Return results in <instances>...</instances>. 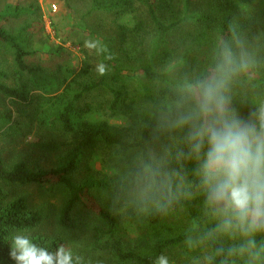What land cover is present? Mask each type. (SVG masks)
I'll list each match as a JSON object with an SVG mask.
<instances>
[{
    "label": "trees",
    "instance_id": "trees-1",
    "mask_svg": "<svg viewBox=\"0 0 264 264\" xmlns=\"http://www.w3.org/2000/svg\"><path fill=\"white\" fill-rule=\"evenodd\" d=\"M180 1H95L94 10L115 11L117 18L134 14L136 6L141 5L148 11L155 35L148 38L151 37L149 27L139 18L132 27L117 23L116 36L101 45V63L108 66L106 75L94 74L87 63L79 71L67 68L68 77L73 79L66 83L60 95L55 92L59 88L57 81L43 77L27 63L31 55L27 34L33 30L32 26L28 24L17 30L6 27L10 21L33 12L12 5L0 10V52L12 56L17 77L12 86L7 83L12 75L0 69V95L21 106V115L32 124L62 131L73 139L67 146L56 140L37 144L45 153L57 154L58 162L49 170H33L24 162L7 168L0 156V264H16L10 256L14 234H44L41 230L47 220L44 212L31 207L27 199L10 198L1 188L3 184L62 190L65 201L56 217L55 237L32 240L50 253L61 246L65 248L67 241L86 236L81 222L89 215H84L80 208L87 209L95 200L99 204L96 216L109 229H95L101 238L95 242L98 247L94 250L108 249L115 264H153L159 255H166L168 250L195 239L204 241L208 247L209 264H235L236 261L246 264L215 237L217 225L205 216L211 205L198 175V161L194 157L192 161L186 160L190 154L188 129L173 127L195 105L177 90L167 88L155 93L146 85L141 90V85L173 83L189 87L206 81L217 75L226 53L232 51L225 43L245 40L250 52L242 63L246 77L257 74L255 82L264 90V0H205L201 12L191 15L185 11L193 0H186L183 18L179 17ZM248 9L249 18L245 16ZM187 23L190 29L183 30L181 25ZM146 49L152 53L143 61ZM176 59L174 68L179 71L172 74L166 68ZM157 65L166 70L158 69ZM195 70H198L196 76ZM242 76L235 71L230 78L236 80ZM81 78L87 79V83L70 100L72 87ZM136 83L138 89L133 90ZM98 91L111 96L108 116L127 120L126 127L97 120L91 106L77 107L76 103L84 95ZM253 97L261 102L260 106L253 107ZM253 97L244 98L240 104L230 100V107L236 112L250 113L264 106V93ZM11 119L10 115H0V132ZM11 134H14L12 127L6 135ZM103 148L114 150L113 174L76 183L75 174L86 153H97ZM152 149L161 151L167 159L158 162L151 154ZM179 180L186 188L178 184ZM120 210L140 233L132 249H126L124 241L113 235L110 240L101 241L107 233L115 234L119 228ZM183 219L187 223L186 232L181 231ZM263 233L264 230L251 234L256 264H264ZM73 264L94 263L73 257Z\"/></svg>",
    "mask_w": 264,
    "mask_h": 264
},
{
    "label": "rangeland",
    "instance_id": "rangeland-1",
    "mask_svg": "<svg viewBox=\"0 0 264 264\" xmlns=\"http://www.w3.org/2000/svg\"><path fill=\"white\" fill-rule=\"evenodd\" d=\"M95 1L104 2L105 0H2L1 2L0 10H3L7 5H12L26 9L28 12H33V15L27 14L19 20L10 21L6 24V27L17 30L28 24L32 26L33 30L27 34L30 42L28 48L31 54L27 58V63L33 68L38 69L43 77H48L50 81H57L56 83L59 87L55 91L57 95L63 93L66 89V83L73 79L72 77H68L67 68H76L79 71L87 63L92 68L94 74H97L95 69L101 63V45L105 40H110L116 36L117 23L132 27L138 20L135 21V19L139 18L149 27L148 31L151 37L148 38L152 39L155 35V28L152 25L148 11L141 5L138 4L136 6L137 11L134 14L117 18L115 11L94 10L93 3ZM185 1L181 0L179 4L180 18H183L184 15L185 10L183 6ZM204 1L193 0L185 12L188 15L201 12ZM54 6L57 8L56 13L53 12ZM250 14L248 9L245 12V16L249 18ZM169 18L171 19V16ZM181 26L183 30L184 28L189 30L191 27L189 23ZM180 35L177 34L178 37ZM174 38L175 36L172 39ZM85 41L99 42V50L85 48ZM247 42L245 40H236L232 43H225L232 49L229 53L231 58L233 61L234 59L236 60L233 67L237 69V73L244 75V77H238L236 80L229 78L228 83L227 94L230 100H235L239 104L248 96L253 97L255 94L262 95L264 93L263 88L255 82L258 78L257 74L246 77V72L244 71L245 66L242 63L245 62L246 57L250 53ZM245 43H247L246 46L244 45ZM151 53V49H146L143 61H147L151 57ZM156 60L158 63V59ZM177 60L172 63L170 68H166L168 70L171 69L172 74L179 71V69L174 68ZM157 67L160 70H166L159 67V65ZM0 69L12 75L7 83L12 86L15 85L17 77L14 75L12 56H5L0 52ZM197 73L198 70H195L194 75L196 76ZM85 83H87V79L81 78L73 85L69 95L70 100L74 94L80 92V87ZM145 85L150 87L155 93L167 88L177 90L191 104L195 105L189 87L177 86L173 83H159L153 86L144 82L141 85V90L145 88ZM132 89H138V84H133ZM110 100L111 96L108 92L98 91L84 95L76 105L81 108L91 106L96 119L99 121H106L118 127H126L127 120L108 116L110 114L108 110ZM260 103L253 97V107L260 106ZM21 110H23L21 106H15L11 100L0 95V115H10L12 118L11 122L4 124L3 132H0V156L4 160L6 167L10 168L12 165L24 162L33 170H49L53 168L58 162L57 154H47L39 149L37 144L56 140L67 146L73 139L62 133V131L50 130L40 126L38 123L32 124L29 118L21 115ZM237 113L241 117H247L249 114V112ZM10 127L14 130V134L6 135ZM151 154L158 162L167 159L159 150L152 149ZM192 159V155H187V161H192ZM115 162L116 158L113 149L103 148L97 153L91 154L87 152L75 174L76 183H84L89 179L96 180L107 175H112ZM178 184L186 188L182 180H179ZM1 188L10 198L27 199L31 207L44 212V216L47 218L41 230L44 234H41L42 236L40 234L28 235L32 240L40 237H46V239L51 236L55 237L54 231L58 229L55 224L56 217L65 201V195L62 194V190L60 191L56 188L49 190L47 187L39 185L10 187L3 184ZM98 205L94 200L89 204L87 209L80 208L84 212V215H89V217H84L86 219L82 222L80 221L81 225H83L82 229L86 230V236H82L81 240L67 241L65 248L72 252L74 258H80L83 261H92L94 264H115L114 257L108 249L94 250V248L97 249L98 247L95 242L101 238L95 229H105V231L109 229L105 228L96 216ZM119 212V228L115 231V234L107 233L106 237L101 241L106 242L113 235L115 238H121L124 241L126 249H132L135 247L140 233L136 225L130 223L127 219L125 212L122 210ZM205 216L217 225L214 234L222 245L236 252L238 259L244 263L256 264L251 234L245 235L238 227L224 231L221 228L224 216L216 212L212 206L209 210L205 211ZM183 222V229L181 231L186 232L188 230L185 229L187 223L184 219ZM165 256L168 258L169 264H209L211 261V253L205 242L200 239L188 241L181 246L174 247L168 250ZM235 264H237V261Z\"/></svg>",
    "mask_w": 264,
    "mask_h": 264
},
{
    "label": "clouds",
    "instance_id": "clouds-1",
    "mask_svg": "<svg viewBox=\"0 0 264 264\" xmlns=\"http://www.w3.org/2000/svg\"><path fill=\"white\" fill-rule=\"evenodd\" d=\"M99 50V42L85 41ZM226 53L217 75L189 86L195 107L173 124L187 128L190 155L198 161V175L207 202L224 216V231L238 227L245 235L264 230V106L241 117L230 107L228 83L237 70ZM95 71L106 75L108 66ZM11 258L16 264H73V254L63 246L54 253L39 247L23 233L12 237ZM153 264H169L161 254Z\"/></svg>",
    "mask_w": 264,
    "mask_h": 264
},
{
    "label": "built area",
    "instance_id": "built-area-1",
    "mask_svg": "<svg viewBox=\"0 0 264 264\" xmlns=\"http://www.w3.org/2000/svg\"><path fill=\"white\" fill-rule=\"evenodd\" d=\"M53 8H54V11L53 12L56 13L57 12L56 6H54Z\"/></svg>",
    "mask_w": 264,
    "mask_h": 264
}]
</instances>
